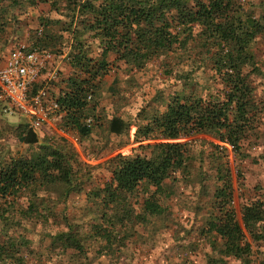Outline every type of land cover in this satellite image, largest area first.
<instances>
[{"label":"rangeland","instance_id":"374dc122","mask_svg":"<svg viewBox=\"0 0 264 264\" xmlns=\"http://www.w3.org/2000/svg\"><path fill=\"white\" fill-rule=\"evenodd\" d=\"M52 1L4 2L7 21L0 30V63L20 45L27 46V50L44 47L54 54V60L46 64L42 79L55 76L53 87L61 96L73 77L67 54L78 40L94 61L102 48L95 31L87 27L88 14L75 13L71 21L73 10L66 0H58L56 7ZM236 1L240 10L256 17L264 13V0ZM69 26L71 32L66 30ZM200 31V26H193L191 36L188 32L181 35L188 37L186 44L154 56L141 66L125 62L121 53L109 52L108 64L92 81V98H87L88 106L79 119L81 125L90 119L86 122L88 134L67 122L61 111L51 125L37 132V143L20 142L18 136L27 130L23 117L7 112L0 101V164L29 158L47 145L62 150L73 169V187L58 180H39L35 187L22 189L18 197L8 198V203L0 199V210L8 216L6 223L0 220L1 238L21 242L15 257L0 264H245L224 255L220 239L216 238L213 245L214 236L206 232L207 219L216 214L212 195L217 180L211 156L218 152L212 148L216 140L210 134L167 140L191 142L186 149L192 158L186 161L191 162L190 167L174 171L165 180L162 193L155 194L163 206L161 214L151 215L144 209L155 190L145 181L131 192L122 193L120 202H109L105 194L109 184L115 186L112 173L118 163L116 157H150L151 148L139 145L160 141L151 138L139 142L135 137L138 125L164 112L173 95L194 93L206 97L207 87L218 86L212 72L201 67L200 58L206 57L207 50L195 42ZM46 38L47 46L43 43ZM252 50L264 73V39L258 37ZM250 79L255 86L257 110L262 109L260 122L255 133H248L243 141L240 155L226 145L223 160L231 174V204L238 218L244 204L264 202V77L255 74ZM113 116L127 123L120 134L109 131ZM30 202L34 210H27ZM122 212H129V220L114 226L105 221V216ZM68 230L80 239L82 251L55 240L57 233ZM250 242L247 264H264V239Z\"/></svg>","mask_w":264,"mask_h":264},{"label":"trees","instance_id":"16d2710c","mask_svg":"<svg viewBox=\"0 0 264 264\" xmlns=\"http://www.w3.org/2000/svg\"><path fill=\"white\" fill-rule=\"evenodd\" d=\"M16 0H0V30L6 19V6ZM37 1L46 0H33ZM73 10L71 21L76 14H88L89 29L100 40L102 51L94 61L89 50L78 40L67 54L73 77L67 83V91L59 97L60 111L64 112L67 122L74 124L83 134L90 132L88 125L80 124L79 119L88 106L92 81L106 67L109 52L120 54V58L133 65H143L154 56L173 50L187 43V33L191 36L193 26L201 31L195 42L207 50L201 59V67L212 72L218 86L207 87V96L189 94L173 95L166 110L151 117L145 124L138 125L135 137L139 142L160 139L159 142L140 144L139 148H151L150 157H116L118 161L112 173V183L105 189L109 202H120L122 193L131 192L140 182L155 187L144 203L148 214L159 215L163 212L155 194H161L163 184L174 171L190 167L192 158L186 146L191 142H170L179 138H189L198 134H210L216 142L212 148L211 163L214 164L216 186L213 192V207L216 214L206 221V232L221 241V252L226 256L240 259L247 264L251 251L250 240L264 239V202L254 200L241 208L238 218L231 202L233 200L232 179L225 167L226 145L236 155H240L242 143L248 133L254 134L260 122L262 109L258 108L255 86L250 77L264 73L256 64L252 50L254 41L264 39V13L254 16L252 12L239 9L236 0H66ZM58 0L52 1L56 7ZM6 19V20H5ZM71 25V24H70ZM71 32V27L66 28ZM49 38L43 43L47 46ZM44 48V47H43ZM210 50H214L208 53ZM94 61V62H93ZM92 98V96L90 97ZM127 123L118 116L109 121V131L122 133ZM251 135V134H250ZM20 142H38L36 132L27 129L18 136ZM73 169L67 155L54 147L43 145L29 158L5 160L0 164V199L18 197L22 189L38 185L39 180L62 181L73 187ZM27 210H34L30 202ZM126 211V210H125ZM129 212L105 216L108 225L122 224L129 220ZM118 215V216H117ZM0 220L6 223L8 216L0 210ZM113 229V227H111ZM108 232V230H106ZM55 240L65 247L82 251L80 239L71 230L59 232ZM21 242L11 237L1 238L0 262L15 257Z\"/></svg>","mask_w":264,"mask_h":264},{"label":"built area","instance_id":"2783aa9c","mask_svg":"<svg viewBox=\"0 0 264 264\" xmlns=\"http://www.w3.org/2000/svg\"><path fill=\"white\" fill-rule=\"evenodd\" d=\"M26 47L12 49L0 63V101L7 112L18 113L27 129L37 133L51 125L61 112L60 95L53 87L55 76L42 79V71L54 60V54L43 48Z\"/></svg>","mask_w":264,"mask_h":264}]
</instances>
